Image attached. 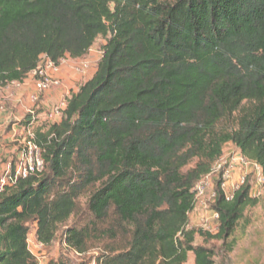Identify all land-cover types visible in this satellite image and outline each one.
Returning a JSON list of instances; mask_svg holds the SVG:
<instances>
[{
  "label": "trees",
  "instance_id": "1",
  "mask_svg": "<svg viewBox=\"0 0 264 264\" xmlns=\"http://www.w3.org/2000/svg\"><path fill=\"white\" fill-rule=\"evenodd\" d=\"M99 38L95 73L31 132L41 169L15 177L11 165L0 264H38L31 224L43 249L60 228L77 254L100 245L99 264H216L195 236L225 243L258 200L248 182L227 197L219 181L217 231L189 228V215L226 145L264 180V0H0V90ZM235 114V129L219 128Z\"/></svg>",
  "mask_w": 264,
  "mask_h": 264
},
{
  "label": "rangeland",
  "instance_id": "2",
  "mask_svg": "<svg viewBox=\"0 0 264 264\" xmlns=\"http://www.w3.org/2000/svg\"><path fill=\"white\" fill-rule=\"evenodd\" d=\"M105 42L99 38L95 42L90 53L81 60H74L77 63L74 67L79 77L74 82V86L67 88V93L56 102L49 105L44 103V94L51 91L53 87L46 92H38L34 85L35 94L28 100V105L21 111H18L15 117H10L6 122H0V183H6L11 175V165L15 169L23 168L28 161V139L31 132L37 126L45 122H54L55 119H49V114L56 108L59 117L62 111L61 104L65 102V98L87 79H89L96 70L97 63L101 57L100 48ZM68 60V58H66ZM70 60V59H69ZM20 85V84H19ZM13 88L6 90L7 95L0 90V112L5 111L8 107V99L11 98L12 91L20 89L18 85H12ZM60 87V84L57 86ZM34 99V97H36ZM247 106V105H246ZM235 114L229 122H222L219 128L235 129ZM27 122H30L28 124ZM21 127L24 130H18ZM28 127V130L25 128ZM238 150L232 145H226L223 154L217 164L232 163L235 165L231 171L230 179L227 181L222 190L226 196H231L242 184L248 182L250 186V196L258 200V204L244 213V219L237 226L235 233L225 243L219 241H210L205 243L198 235L195 236L194 245H204L215 253L216 264H264V182L261 175L258 174L256 168L247 163L240 165L237 162H231L238 155ZM192 166V165H191ZM190 166V167H191ZM216 168V164L214 166ZM242 180L243 183H240ZM219 174L217 170L204 177L197 185L202 189V193L196 195V207L189 215V228L200 229L204 232L214 234L217 231V219L214 217L215 212L212 211V204L215 198L216 185L219 182ZM195 187V188H196ZM87 197L83 196L79 199L81 211L84 212ZM71 221H68V225ZM34 225H30L29 229V248L38 261V264H99L96 260L99 254L100 245H92L87 253L77 254L75 251L68 249L63 241L62 235L64 228H60L54 242L43 249L36 245L34 237ZM234 240L235 244L232 251H228L230 242ZM186 264H193V255L188 254Z\"/></svg>",
  "mask_w": 264,
  "mask_h": 264
},
{
  "label": "built area",
  "instance_id": "3",
  "mask_svg": "<svg viewBox=\"0 0 264 264\" xmlns=\"http://www.w3.org/2000/svg\"><path fill=\"white\" fill-rule=\"evenodd\" d=\"M64 62V60L61 61L60 64H62ZM56 67L49 61H44L43 65H41L40 67H38L35 71H33L31 74L33 76V80H34V85L36 86V89L38 92H46L47 90L53 88V87H57L59 85V82L53 78H51L50 76H48L47 72L49 70H54ZM10 85H18V83H12ZM9 86V85H8ZM36 97H34V99H36ZM61 107L64 109L65 107V102L61 104ZM59 108L54 109L50 114H49V119H55L57 117H59V112H58ZM62 109V110H63ZM28 145V161L27 163L24 165L23 168L18 167L17 169H15V177H25L27 175L28 172H33L34 170H40L41 169V160L39 158V151L32 146L30 143H27ZM231 162H237L240 165H245L247 163H250L249 160L245 157H243L240 153H238V155L236 156V158H233ZM251 164V163H250ZM259 175H261V170L259 169V167L256 164H252ZM235 165L232 163H222V164H217L216 163V168H214V172L215 170H217L218 174H219V180H220V187L222 189V187L225 186V184L227 183V181L230 179V174L231 171L234 169ZM263 180V178H262ZM264 182V180H263ZM240 183H243L242 180L240 181ZM4 183L1 182L0 183V191L2 190ZM202 189L199 188V186H197L195 188V192L196 195H199L202 193ZM227 197H231V196H227ZM214 217L216 219H218V215L215 213ZM28 245H29V241H28ZM36 245L39 248H42V245L40 243L36 242Z\"/></svg>",
  "mask_w": 264,
  "mask_h": 264
},
{
  "label": "crops",
  "instance_id": "4",
  "mask_svg": "<svg viewBox=\"0 0 264 264\" xmlns=\"http://www.w3.org/2000/svg\"><path fill=\"white\" fill-rule=\"evenodd\" d=\"M74 62H75L74 60L71 59L69 60V58L68 60L65 59L64 62L60 64L58 67H56L54 70H49L47 72L48 76L59 82L60 87L53 88L51 91H48L44 94V103L46 105H49L51 102H56L60 100L64 95V93L65 94L67 93L66 89L74 86L75 84L74 82H76V79L79 77V75L76 72V68L74 67L75 65H77V63ZM33 84H34L33 76L32 74H29L27 79L22 84L19 85L20 89L17 91H12L13 96L11 98L2 96L3 99L5 100L8 99L9 101L8 107H10V109L5 108V111L0 112L1 123L6 122L12 116L15 117L18 111H21L26 107V105H28V100L31 99L35 94ZM9 88L10 89L13 88L12 85H9L6 88L2 89L3 90L2 93L7 95L6 90H8ZM59 119L60 117L55 118L54 122L59 121ZM17 129L24 130L21 127H18ZM25 130H28V127H26Z\"/></svg>",
  "mask_w": 264,
  "mask_h": 264
}]
</instances>
